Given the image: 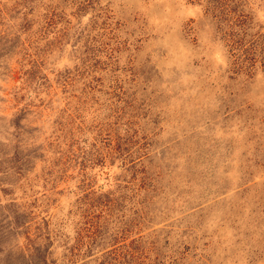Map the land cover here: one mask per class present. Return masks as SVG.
Listing matches in <instances>:
<instances>
[{"label":"rangeland","instance_id":"1","mask_svg":"<svg viewBox=\"0 0 264 264\" xmlns=\"http://www.w3.org/2000/svg\"><path fill=\"white\" fill-rule=\"evenodd\" d=\"M14 212L50 264H264V0H0Z\"/></svg>","mask_w":264,"mask_h":264},{"label":"trees","instance_id":"2","mask_svg":"<svg viewBox=\"0 0 264 264\" xmlns=\"http://www.w3.org/2000/svg\"><path fill=\"white\" fill-rule=\"evenodd\" d=\"M12 220H6L4 223H0V264H50V260L48 261V249L50 242L44 245H34L32 244V252L27 254L19 253L15 255L11 251H6L3 253L2 246L6 242V239L10 235H15L18 233V228L22 227L24 222H20L19 214L13 213ZM98 229L93 232V238L95 239L97 236ZM100 232V231H99Z\"/></svg>","mask_w":264,"mask_h":264}]
</instances>
